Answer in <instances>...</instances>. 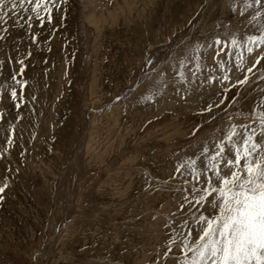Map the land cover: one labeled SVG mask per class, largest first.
I'll list each match as a JSON object with an SVG mask.
<instances>
[{"label": "rangeland", "instance_id": "rangeland-1", "mask_svg": "<svg viewBox=\"0 0 264 264\" xmlns=\"http://www.w3.org/2000/svg\"><path fill=\"white\" fill-rule=\"evenodd\" d=\"M109 1L70 0L63 25V11L54 12L51 24L34 20L30 32L23 19L0 21L11 32L0 41V84L12 83L13 68L19 73L15 37L21 54L32 53L17 77L27 86L15 85L20 108L8 91L0 97V151L9 123L16 126L13 146L0 155V185L8 183L0 193V264H175L177 249L163 256L166 241L195 210L179 208L187 192L178 189H190L184 181L192 178L187 169L175 173L177 161L211 142L213 127L226 120L222 109L247 112L260 100L264 66L249 74L253 82L241 89L247 103L235 107L239 85L227 93L218 81L199 87L203 77L221 74L218 47H208L214 36L258 34L253 10L240 15L243 0H117L116 19L99 11ZM197 41L203 70L193 79L187 61ZM244 56L247 66L255 62ZM221 58L235 84L234 54ZM181 59L185 83L177 76ZM157 89L155 100L142 99ZM221 99L211 117L200 111Z\"/></svg>", "mask_w": 264, "mask_h": 264}, {"label": "snow or ice", "instance_id": "snow-or-ice-1", "mask_svg": "<svg viewBox=\"0 0 264 264\" xmlns=\"http://www.w3.org/2000/svg\"><path fill=\"white\" fill-rule=\"evenodd\" d=\"M69 3L70 0H0V21L6 25L12 20L13 24L18 26L23 19L24 24L31 31L34 20L41 26L45 21L51 24L53 13L63 11L64 15L61 16V25H63ZM236 9L235 4L230 8L233 12ZM249 9L253 10L249 23H256L258 34H245L242 38H238L235 32L227 38L214 36L208 47L212 44L218 47L213 59L220 68L221 74L203 77L199 86L203 89L207 85L211 89L213 81H218L220 87L227 93L230 87L236 88L239 85L235 95L231 97L233 103L230 107L242 102L247 103L246 92L241 89L253 82L249 74L253 73L254 69L264 66V0H243L240 15L243 16ZM5 33L11 35L7 27L0 28V41L7 39ZM21 39V37L14 38L17 53L14 60L15 64L20 65L19 73L13 68L9 78L12 83L6 80L0 84V97L8 91L10 99L17 101L15 103L17 109L20 108L22 98L18 99L15 85H19L23 90L28 84L27 80L17 77L23 75L25 60L32 54L30 51L27 54L19 52ZM51 39L52 37L49 36L48 40ZM30 40L33 45H39L38 34H31ZM202 49L203 43L197 41L191 49V59L187 61L194 64L193 79H196L197 73L203 70L199 62ZM244 53L250 54L254 59L255 62L251 63V66L246 65ZM221 54L235 56L234 70H239L241 73L240 76L235 77V84L230 83L233 77L229 72L233 69L226 67ZM4 62V59L0 58V73L3 71ZM7 62L9 65L13 63L11 52L8 53ZM145 63L152 64V60L146 59ZM187 63L185 59L180 60L181 71L177 72V76L181 83L187 82L183 71ZM65 77H67V69ZM259 80L264 82V76L259 77ZM179 92L180 90L177 89V94ZM160 95L161 92L157 89L154 93L142 96V99L152 102ZM187 95L188 93L185 92L180 99H186ZM215 95L220 96L221 93L217 92ZM119 98L117 96V99ZM223 104H225L224 99L209 102L200 111L208 113L211 117L213 110L219 109ZM222 111L226 120L221 125L213 127L211 142L205 139L202 147L198 149L199 155L177 161L175 166V173L183 175L184 170L187 169L192 178L191 182L184 181V184L190 183V189H178L187 192L182 197L179 208L184 212L195 209L189 213L191 219H183L178 226L183 230L174 229V234H169L166 241L167 250L163 252V256L167 258L174 248L177 249L180 258L175 264H264V88L260 90V100L255 102L254 106H250L249 111L237 110L231 115L228 108ZM19 119L18 115L17 120ZM15 127L14 124L9 123L5 132L7 147L0 151V155L8 154L10 147L13 146ZM197 128L200 126L198 125ZM195 134L194 132L193 135ZM24 154L20 153L21 156ZM201 157H203L202 161ZM176 178V175L171 176V179ZM7 187L8 183L5 179L0 185V193H4ZM3 199V195H0V200Z\"/></svg>", "mask_w": 264, "mask_h": 264}, {"label": "bare ground", "instance_id": "bare-ground-1", "mask_svg": "<svg viewBox=\"0 0 264 264\" xmlns=\"http://www.w3.org/2000/svg\"><path fill=\"white\" fill-rule=\"evenodd\" d=\"M114 2L113 3H111L112 1H109L106 5L104 4L103 6L101 5V7H100V13H101V15H104V16H106L107 17V15H109V16H111L112 15V18H115L116 19V13L119 11V9H120V7H118V5L119 4H121L120 2H118L117 0H113ZM152 1V0H151ZM115 2H117V3H115ZM122 2H124L125 3V1H122ZM135 2V1H134ZM146 2V1H145ZM136 3V2H135ZM128 4V3H127ZM133 4V3H132ZM136 6V5H135ZM130 8H131V6H130ZM123 10V9H122ZM123 12V11H122ZM114 16V17H113ZM93 18V17H92ZM94 20H95V22L96 21H98V20H96L95 18H93ZM92 20V19H91ZM121 20V19H120ZM100 23V22H99ZM95 24V23H94ZM30 32V31H29ZM18 34V33H17ZM20 34V33H19ZM18 34V35H19ZM43 34V33H42ZM26 35V34H25ZM12 37V36H11ZM28 38H30V37H28ZM111 38V37H110ZM22 40V39H21ZM27 40V39H26ZM31 41V40H30ZM14 42V41H13ZM23 42V41H22ZM21 42V43H22ZM14 44V43H13ZM23 44V43H22ZM10 51V50H9ZM11 53H12V51H11ZM12 56H13V54H12ZM144 76V75H143ZM143 76L140 78V80H142L143 79ZM145 76H147L146 74H145Z\"/></svg>", "mask_w": 264, "mask_h": 264}]
</instances>
